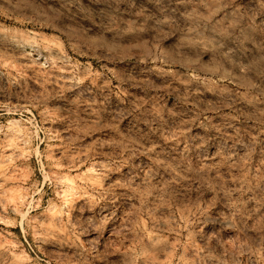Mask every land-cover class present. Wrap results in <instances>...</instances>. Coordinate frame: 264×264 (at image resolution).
Wrapping results in <instances>:
<instances>
[{"label": "rangeland", "instance_id": "1", "mask_svg": "<svg viewBox=\"0 0 264 264\" xmlns=\"http://www.w3.org/2000/svg\"><path fill=\"white\" fill-rule=\"evenodd\" d=\"M227 2L0 0V264H264L201 214L264 240V95L179 30Z\"/></svg>", "mask_w": 264, "mask_h": 264}, {"label": "clouds", "instance_id": "2", "mask_svg": "<svg viewBox=\"0 0 264 264\" xmlns=\"http://www.w3.org/2000/svg\"><path fill=\"white\" fill-rule=\"evenodd\" d=\"M79 2L80 0H63L62 6L71 15V8ZM93 2L102 4L106 3V0H93ZM191 2L195 3L196 0H191ZM215 2L222 3V0H215ZM233 3L234 0H228L227 3L222 4V8L217 10L223 12L222 16L215 19L211 15L203 17L202 22L188 29L187 33L183 29L179 30L182 34H194V38H200L203 51L212 53V57L220 64V68L212 75L217 76L218 79L229 76L237 79L243 78L249 82L256 81V83H251V87L256 89L258 95H264V87H261L264 85V0H242L235 7L231 6ZM77 11L80 12L81 9ZM107 13L108 9L101 8L99 15ZM160 23L163 21H157V24ZM177 27L179 28V25ZM185 51L190 55H203L201 50L195 53L191 49ZM196 79L199 80L200 77L197 76ZM142 118L151 121L150 127H163L167 123L163 115L158 119H153L151 116ZM198 147L200 145L193 144V148ZM197 155H202V153L197 152ZM217 195H219V190ZM220 199L223 200V197ZM210 208L211 205H209ZM209 209H202L201 214L206 216L208 222L219 224L218 243L219 237L226 230H234L237 237L242 238L243 242L237 244L235 252L231 255H244L245 252H251L252 245L248 243L249 241L264 244V240L259 238L254 240L249 232L246 217L252 213L251 207L241 204L238 207L232 206L227 211L217 209L214 217L207 216ZM203 235L207 240L208 234ZM205 248L207 249V243ZM228 254L225 251L223 255ZM209 258L213 259L210 254ZM214 259L220 260V264H228L223 256Z\"/></svg>", "mask_w": 264, "mask_h": 264}, {"label": "bare ground", "instance_id": "3", "mask_svg": "<svg viewBox=\"0 0 264 264\" xmlns=\"http://www.w3.org/2000/svg\"><path fill=\"white\" fill-rule=\"evenodd\" d=\"M161 59V64L167 68H180L182 70L185 71V73L188 75V77H194L196 78L197 76H202L204 74H201L199 72H196L193 67V65L191 63H188V62H182L180 60H177V59H174L172 57H160ZM144 61H147L148 59H143ZM156 61V60H155ZM15 205V204H14Z\"/></svg>", "mask_w": 264, "mask_h": 264}]
</instances>
